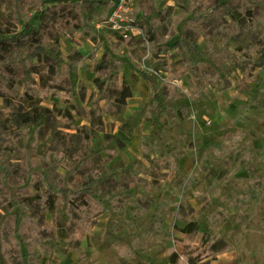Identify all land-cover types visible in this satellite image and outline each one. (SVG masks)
Masks as SVG:
<instances>
[{"label": "rangeland", "instance_id": "374dc122", "mask_svg": "<svg viewBox=\"0 0 264 264\" xmlns=\"http://www.w3.org/2000/svg\"><path fill=\"white\" fill-rule=\"evenodd\" d=\"M100 2L0 0V34L32 26L41 41L0 44V181L16 200L26 179L11 171L39 169L63 198L81 187L103 199L84 237H52L36 250L46 264H68L54 258L66 247L78 251L79 264H172L170 248H184L185 264H206L197 260L203 245L193 252L177 240L196 221L193 245L205 237L214 249L236 250L241 264H264V22L229 26L236 0H135L128 18L134 31L123 37L110 25L113 1ZM251 2L264 10V0ZM202 12L210 15L197 26L192 17ZM59 19L70 20L57 26ZM217 23L220 30H212ZM45 51L69 73L73 121L58 117L65 104L48 94L41 105L54 112L43 125L26 127L15 112L18 127L5 128L10 107L1 94L18 105L21 87L4 86L2 66ZM104 56L118 67L114 81L138 76L127 103L112 104L103 129L84 140L88 128L75 127L90 126V97L98 93L92 67ZM28 77L38 81L35 72ZM65 204L47 220L64 222Z\"/></svg>", "mask_w": 264, "mask_h": 264}, {"label": "trees", "instance_id": "16d2710c", "mask_svg": "<svg viewBox=\"0 0 264 264\" xmlns=\"http://www.w3.org/2000/svg\"><path fill=\"white\" fill-rule=\"evenodd\" d=\"M235 0H229L233 2ZM95 5L101 4L100 0H90ZM238 5L233 4V8L229 12V26L240 28L239 21L252 18L255 21L264 22V10L256 8L251 0H239ZM208 13H196L192 17L198 23L206 18ZM70 19L55 20L57 26L68 22ZM223 23V22H222ZM226 27V26H225ZM204 29V27H199ZM221 25L217 23L212 30L219 31ZM36 30L32 26L21 29L12 35L0 34V44L13 46L18 42H34L35 45L40 43V38H36ZM48 39L43 37L42 40ZM150 40L155 39V35L149 36ZM38 54L37 59L31 62L5 63L2 66L7 73V82L5 87L15 90L18 84L21 87L16 93L15 98H19L20 103L14 104L12 99L5 94V105L10 107V113L7 115L5 128L15 129L18 127L17 121L13 114L17 112L22 123H27L26 127L35 124L43 125L50 115L54 112L53 108L41 105L42 98L48 94L58 96L65 104L64 107L58 109V117L67 121H73V114L70 112L75 109L74 93L69 83V73L65 70L63 61L56 60L49 52L45 51L42 57ZM94 59L92 70L95 72L93 83L97 86L98 93L90 97V109L88 111L90 118V126H76V130L88 128V133L82 134L84 140L92 138V131L103 129V114L111 111L112 104L127 103V99L133 94L132 82L138 76L135 72L131 75L130 83L123 81L117 82L113 80L115 69L114 64ZM1 69V68H0ZM35 72L36 77L29 78V74ZM142 75V74H140ZM146 79V76H143ZM112 94V95H111ZM103 101V103H102ZM46 129V128H45ZM66 152V151H64ZM17 167L11 171L16 175H22L26 179V183L20 184L16 191V200L9 197L8 186L0 181V259L3 264H46V259L41 255V250L37 246H45L52 237H59L63 240L75 239L80 240L92 227L96 217L104 211L103 199L99 198L94 192H90L81 187L69 190L63 198L60 189L48 186L44 181V175L39 169L30 170L29 168ZM65 204V212L67 217L64 222L57 218L47 220L46 213L55 208V206ZM182 231L185 233L183 241L185 244L195 246L193 252H198L202 247V252L197 253V260L208 259L210 256H217L224 251L229 250L227 246L222 249H214V240L206 241L205 237L200 239L199 244L193 245L199 225L196 221H190L184 225ZM201 245V246H200ZM25 247V250L24 248ZM72 247H66V250ZM168 259L172 264H185L187 255L184 248L180 251L176 248H170ZM207 261V260H206Z\"/></svg>", "mask_w": 264, "mask_h": 264}, {"label": "crops", "instance_id": "0c3cea01", "mask_svg": "<svg viewBox=\"0 0 264 264\" xmlns=\"http://www.w3.org/2000/svg\"><path fill=\"white\" fill-rule=\"evenodd\" d=\"M131 15H128V18H130ZM134 29V26H133ZM117 32V29H114ZM134 31V30H133ZM119 32V30H118ZM120 34V32H119ZM131 35V34H130ZM129 35V36H130ZM139 77H142V79L138 80V83H140L142 86L146 85L144 80H146L143 76L139 75ZM54 258H56V261H64L65 263L67 262L68 264H79L80 259L79 258V253L76 249H69L65 251H56ZM4 261L0 259V264H3ZM206 264H241L239 260V254L236 252L234 249H229L227 251H224L223 253L218 254L217 256H210Z\"/></svg>", "mask_w": 264, "mask_h": 264}, {"label": "built area", "instance_id": "2783aa9c", "mask_svg": "<svg viewBox=\"0 0 264 264\" xmlns=\"http://www.w3.org/2000/svg\"><path fill=\"white\" fill-rule=\"evenodd\" d=\"M113 6L110 10L109 21L111 27L119 30L123 37H128L134 30L129 25L128 15L132 14L133 3L135 0H112Z\"/></svg>", "mask_w": 264, "mask_h": 264}]
</instances>
